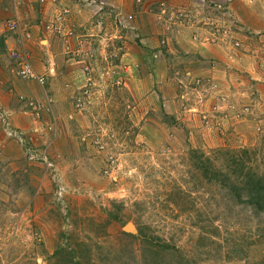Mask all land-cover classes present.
Masks as SVG:
<instances>
[{"label":"rangeland","instance_id":"1","mask_svg":"<svg viewBox=\"0 0 264 264\" xmlns=\"http://www.w3.org/2000/svg\"><path fill=\"white\" fill-rule=\"evenodd\" d=\"M136 1L50 4L70 63L30 35L43 84L1 41L0 79L32 86L1 88L0 264H264V211L228 187L264 176V0Z\"/></svg>","mask_w":264,"mask_h":264},{"label":"crops","instance_id":"2","mask_svg":"<svg viewBox=\"0 0 264 264\" xmlns=\"http://www.w3.org/2000/svg\"><path fill=\"white\" fill-rule=\"evenodd\" d=\"M45 1L46 3H42V0H0V43L1 41H3V44L5 47H7V49H10L18 45L17 35L10 31H5L2 28L3 27L2 24L4 21L12 17H15L18 20L21 27L23 29H26L31 35V40L27 43V47L30 51H32L33 55H37V54L40 55V53L36 52V49H33V48H36L34 47L35 42L40 43L43 39L45 40V45H44V49L43 47L42 49L47 55L45 56L46 58H43V59L48 61L49 63L54 62L55 68L58 67L59 65L60 67L68 66V64L70 63L69 59H62V58L60 59L57 55H54L55 52H53L54 51L53 47L55 44L53 43V41H55V39L47 36L49 32H46L47 30L44 31V28L47 24V21L49 20L48 19L49 15H51V11H50L51 5L50 4L52 5L53 4H66V5L69 4L70 5L69 3L70 0H45ZM74 1L77 5L78 3H80L79 0H74ZM104 1L105 3H108L112 6L119 8L120 1H123V0H104ZM125 1L126 0H124L123 2L124 4H125ZM145 1L146 0H138L136 2H145ZM194 3L197 5L196 2ZM141 5H140V8H144L143 6L141 7ZM71 16L75 20V23H76L77 16L73 15V13ZM48 31H50L49 28H48ZM145 39L148 40V38H145ZM210 53L213 57H215L214 59H216L219 64L224 63L225 59L228 61L227 57L225 58L224 55H221V51L217 49L216 50L213 49L212 51H210ZM247 54L249 55L251 53L247 51ZM248 55L246 57H249ZM34 61L38 62L37 59H34ZM1 67L3 68V66ZM67 76L69 79L72 78V76L69 74H67ZM27 85H30V83L22 82L20 80H17L14 77H11L10 79L7 78L4 80L0 79V103L4 105V107L9 109L12 115H14L13 121L15 124L18 121V119L19 120L21 119L19 117L20 107L19 108L17 107L18 106L17 102L14 101V98L11 96V94L9 93V95L6 97L5 95L7 94H3V91L1 90V88L4 89L5 91H8L6 89L7 87L10 88L9 91H11L12 89H14V91L16 90L20 91L21 90L20 88H23ZM53 85L54 83L51 82L50 86H53ZM64 89H66V87L64 88V86H61L59 97H57L56 95L57 91H50L51 99L53 101L51 105H52L53 111L56 113H57V110L60 109L59 106L67 101L68 93ZM28 90L26 91V93L28 92Z\"/></svg>","mask_w":264,"mask_h":264},{"label":"built area","instance_id":"3","mask_svg":"<svg viewBox=\"0 0 264 264\" xmlns=\"http://www.w3.org/2000/svg\"><path fill=\"white\" fill-rule=\"evenodd\" d=\"M56 21V22H55ZM66 20L64 19V13L60 11L54 17V27L51 24H48V28H56L61 30V28L65 25ZM4 26L6 27L7 31H10L14 34H17L18 45L10 48L9 54L10 57L14 60L16 75L22 80H30L35 81L40 84L44 83L43 75H39L34 68L32 67L30 58L27 54V49L25 43L30 39V33L21 27L18 20L15 17H12L5 21ZM50 29V28H49ZM68 34L71 35V30H68ZM1 118L3 123L6 127H8L9 122L6 118L1 114ZM11 133V130L9 131ZM27 158L31 161H38L43 166L44 169H50L52 163L46 153L45 150H37V149H30L27 152Z\"/></svg>","mask_w":264,"mask_h":264},{"label":"trees","instance_id":"4","mask_svg":"<svg viewBox=\"0 0 264 264\" xmlns=\"http://www.w3.org/2000/svg\"><path fill=\"white\" fill-rule=\"evenodd\" d=\"M243 165H244L243 167L245 170V162ZM235 166L236 168L239 167V163H237ZM248 179L249 181L246 180L245 181L246 183L245 185H243V187L239 186V188H237L236 184L228 185L229 190L231 192H238L236 193V195H234L237 199V202L243 201L251 205H254L259 210L264 211V176L260 174L258 175L255 173V174L250 175ZM231 183H235V182H231ZM242 183L243 181L239 180V184H242ZM242 191L244 193H242Z\"/></svg>","mask_w":264,"mask_h":264},{"label":"water","instance_id":"5","mask_svg":"<svg viewBox=\"0 0 264 264\" xmlns=\"http://www.w3.org/2000/svg\"><path fill=\"white\" fill-rule=\"evenodd\" d=\"M132 228V226H131V224L129 223V224H127L126 226H125V229L126 230H130Z\"/></svg>","mask_w":264,"mask_h":264}]
</instances>
